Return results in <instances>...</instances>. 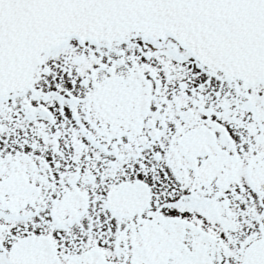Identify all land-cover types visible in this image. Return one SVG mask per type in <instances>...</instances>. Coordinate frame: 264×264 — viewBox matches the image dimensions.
Instances as JSON below:
<instances>
[{"label":"flooded vegetation","instance_id":"obj_1","mask_svg":"<svg viewBox=\"0 0 264 264\" xmlns=\"http://www.w3.org/2000/svg\"><path fill=\"white\" fill-rule=\"evenodd\" d=\"M0 95V264H264V75L173 39H60Z\"/></svg>","mask_w":264,"mask_h":264},{"label":"water","instance_id":"obj_2","mask_svg":"<svg viewBox=\"0 0 264 264\" xmlns=\"http://www.w3.org/2000/svg\"><path fill=\"white\" fill-rule=\"evenodd\" d=\"M217 12L219 20L210 16ZM114 21L149 22L195 35L204 34L205 23L220 22L223 26L212 29L222 40L208 44L211 54L231 60L264 50V0H0V91L10 86L16 62H26L46 38L95 36Z\"/></svg>","mask_w":264,"mask_h":264}]
</instances>
